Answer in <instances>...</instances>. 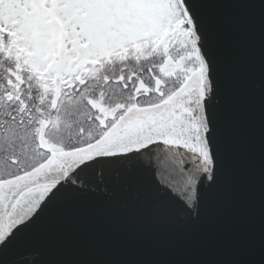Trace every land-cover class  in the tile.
Returning a JSON list of instances; mask_svg holds the SVG:
<instances>
[{
	"label": "snow or ice",
	"instance_id": "obj_1",
	"mask_svg": "<svg viewBox=\"0 0 264 264\" xmlns=\"http://www.w3.org/2000/svg\"><path fill=\"white\" fill-rule=\"evenodd\" d=\"M0 264H264V0H0Z\"/></svg>",
	"mask_w": 264,
	"mask_h": 264
},
{
	"label": "water",
	"instance_id": "obj_2",
	"mask_svg": "<svg viewBox=\"0 0 264 264\" xmlns=\"http://www.w3.org/2000/svg\"><path fill=\"white\" fill-rule=\"evenodd\" d=\"M125 206L113 208L99 204L96 207L101 212L98 222L84 227L70 239L53 243L48 237H41L37 243L40 246L41 255L23 253L28 259L51 260L75 250L73 245L85 242L114 243L120 245H160L168 240L169 234L163 227H157L150 223L156 210L150 201L138 204L131 200L130 196L121 195ZM143 229V237L137 235V229Z\"/></svg>",
	"mask_w": 264,
	"mask_h": 264
}]
</instances>
